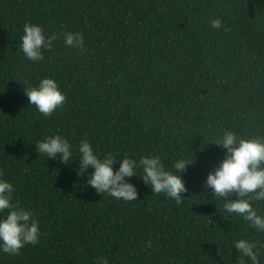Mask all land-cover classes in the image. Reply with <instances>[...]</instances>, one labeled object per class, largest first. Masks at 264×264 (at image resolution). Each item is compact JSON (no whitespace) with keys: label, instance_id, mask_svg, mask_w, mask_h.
I'll return each mask as SVG.
<instances>
[{"label":"trees","instance_id":"obj_1","mask_svg":"<svg viewBox=\"0 0 264 264\" xmlns=\"http://www.w3.org/2000/svg\"><path fill=\"white\" fill-rule=\"evenodd\" d=\"M216 17L223 28L211 27ZM26 22L57 36L42 61L19 50ZM65 31L83 34V51L65 45ZM44 77L67 96L50 116L24 94ZM226 129L264 136V0H0V169L42 231L0 264H238L233 242L264 233L205 186L226 151L211 141ZM56 133L117 159L194 160L183 203L138 176L137 200L97 192L91 167L80 176L78 160L38 153L35 142Z\"/></svg>","mask_w":264,"mask_h":264},{"label":"clouds","instance_id":"obj_2","mask_svg":"<svg viewBox=\"0 0 264 264\" xmlns=\"http://www.w3.org/2000/svg\"><path fill=\"white\" fill-rule=\"evenodd\" d=\"M210 24L215 29L223 28L219 17L211 19ZM56 38V34H48L42 25L26 22L19 50L29 61H42L44 50L52 48ZM63 38L67 47L84 50L82 33L65 31ZM24 94L29 105H34L43 116H50L67 99L54 77H44L35 85L24 86ZM211 142L226 151L220 163L208 173L205 186L223 202L225 213L240 217L248 228L264 233V209L260 207L264 204V136L243 137L232 129H226ZM35 144L38 153L44 154L48 160L59 158L64 164L78 160L80 176L91 167L87 185L117 201L137 200L138 190L131 178L138 176L150 186L152 193H163L180 205L185 198L182 193L188 191L183 173L194 163V160L184 156L175 159L171 168L166 167L158 155H144L138 160L129 156L117 159L111 153L100 155L87 138L80 140L74 150L73 144L59 133L44 137ZM74 151L78 158L74 159ZM117 161L118 168L114 167ZM137 169H141L142 173L138 174ZM15 191L14 184L4 178L0 169V253L8 255L19 254L26 245L38 244L42 235L34 211L14 200ZM233 195L235 198L224 199ZM232 246L238 252V264H261L264 241L241 237ZM145 247H151V241ZM94 264H109V260L99 256Z\"/></svg>","mask_w":264,"mask_h":264}]
</instances>
